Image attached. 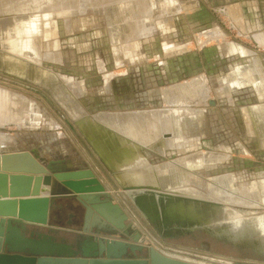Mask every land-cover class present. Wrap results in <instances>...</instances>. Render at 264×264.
Masks as SVG:
<instances>
[{
	"label": "rangeland",
	"instance_id": "1",
	"mask_svg": "<svg viewBox=\"0 0 264 264\" xmlns=\"http://www.w3.org/2000/svg\"><path fill=\"white\" fill-rule=\"evenodd\" d=\"M59 2L50 11L0 20V52L52 74V80L69 92L79 114L63 105L51 84L25 75L26 70H0V89L16 94L20 114L14 122L0 125V149L33 148L63 160L64 149L53 139L64 140L66 134L72 144L71 159L81 154L86 160L77 163L78 169L92 170L128 215L135 230L130 240L140 233L146 247L191 263L264 264V251L252 247L260 233L231 237L194 227L162 238L133 203L136 193L121 188L82 130L83 122L109 126L101 122L102 116L143 113L160 120L176 110L182 118L178 146L163 152L151 145L137 147L150 167L160 173L180 168L185 172L182 190L204 197L215 190L219 196L237 199L220 203H227L243 219L264 216V144L261 136L250 134L253 130L247 129L243 115L247 108L264 106V46L257 41L258 35H264V0H144L147 10L118 24L114 20V28L107 9L115 2L63 1L70 8ZM241 72L249 77L239 85ZM192 82L198 88L186 98L188 104L168 103L175 99L170 96L176 88ZM112 128V136L122 134ZM203 154L216 159L196 171L184 170L183 159ZM70 211L74 212H62L63 222ZM38 228L60 238L70 234Z\"/></svg>",
	"mask_w": 264,
	"mask_h": 264
},
{
	"label": "bare ground",
	"instance_id": "2",
	"mask_svg": "<svg viewBox=\"0 0 264 264\" xmlns=\"http://www.w3.org/2000/svg\"><path fill=\"white\" fill-rule=\"evenodd\" d=\"M55 1H60L63 4L62 8L71 7L67 4L68 2H63L67 0H0V20H3L7 16L18 15L19 17L22 15H34L39 11L44 12L53 10L58 4ZM89 1L96 5L115 2V5H108L109 8L111 7L110 11L107 9L109 13L107 14V19L109 18L110 25L113 28L116 27L114 24H118L123 20L127 21L129 16L134 17L136 13L148 9L144 0H140L137 3L133 2L137 0ZM128 12L130 14H128ZM238 14L239 12L234 13V16L237 17L239 16ZM114 20L116 22H114ZM112 22H114V24H112ZM5 26L3 25L2 28L5 29ZM24 30H27L26 27H24L22 31L24 32ZM257 41L260 45L264 46V35H258ZM16 45H18V43L13 44L15 47ZM16 50L17 47L15 51ZM241 51L247 53L246 50ZM15 56L16 55L10 53L0 52V70L13 73L20 71L21 69L26 70L25 75L41 80V82L48 86L51 84L52 86L49 87L54 90L55 96L64 103L63 105L73 113L79 114V110L75 109L70 103L71 96L69 95V92L59 83V81L52 80V74L47 71H43L44 69L27 65L24 61L20 62L15 58ZM239 74L242 78H240L239 81L240 85L241 82L245 80V76L249 77V74L244 72ZM193 83L194 82L184 84L176 88L171 97L178 99L175 100L173 98L174 100L172 102L188 104V101H185L186 98H192L197 92L196 88H198ZM15 96L16 94L12 92L0 89V125H4L11 121L14 122V120L19 117L20 114L16 112L18 103ZM140 115L129 116L127 119L121 121L122 125L120 126L118 120H109L105 119V116H102L100 117L101 122L109 124L110 127L108 125H104L106 127H103L102 123H99L100 121L83 122L82 130L85 132L91 143L94 146H97L98 152L103 156L110 169L108 167L107 168L122 188H140L146 191L144 194L138 195L135 198V202L142 207L145 214L149 218H152L157 223L161 233L165 236H172L176 232L173 223L178 224L180 230L197 225L202 226L210 232L230 235L231 237L246 233H260L262 235L259 239L253 242L252 247L264 251V216L243 219L237 214H234L232 208H228V206H226L227 203H220L222 200L225 202L231 201L233 203L237 199L232 200L231 198H227L222 195L219 196L215 190H211L210 194L206 195V197H204L205 195L203 196L202 194H198L193 190H182L185 172L183 173L180 171L179 173H176L173 171L172 174L167 172V174L165 173L166 175H162V173L157 170L155 171V169L150 167V165L146 162L144 152L140 149L154 144L155 141L161 138L163 134H165V137L167 136L168 139H163L164 141L155 144V148L160 152H163V150L168 148L176 147L175 143L177 141V135L180 132L179 125H181V119L172 113L171 115L163 116L160 120H157L156 118L149 119ZM243 115L248 125L247 129L253 130V133L250 132V134H257V136H261L259 137L260 141L264 144V106H252L247 108L243 111ZM25 122H27V120ZM97 125H99L100 128H98ZM112 127H114V129H119L122 134H119L118 136L113 134L114 136H112L110 134V129H113ZM122 138H127V141L122 140ZM128 143L136 145V148L134 146H129ZM138 146L140 149L137 148ZM17 150L18 149H13L11 145H8L6 148L3 147L0 149V153L13 152ZM39 156L41 158L44 157L40 154ZM214 158L215 157L211 155L207 156L206 154H203L199 157L196 156L195 158L188 157L183 159L181 162L185 168L187 167L194 169L191 171H196L195 169L198 170L203 164L215 161L216 158ZM218 159H222V157H219ZM169 186H172V188H169ZM27 187L28 183L26 181H18L16 184V189L19 191H26ZM42 187L43 185L41 186V196L43 197H52L51 191L57 189L56 186H48L50 187L49 190L42 189ZM173 187L177 188V190H174ZM43 193L48 195H42ZM155 193L159 194L158 206H156L155 203ZM163 254L167 257L172 256L168 253L165 254V252H163ZM174 259L182 260L184 258L181 259L180 257H177ZM182 261L188 262L186 260Z\"/></svg>",
	"mask_w": 264,
	"mask_h": 264
},
{
	"label": "water",
	"instance_id": "3",
	"mask_svg": "<svg viewBox=\"0 0 264 264\" xmlns=\"http://www.w3.org/2000/svg\"><path fill=\"white\" fill-rule=\"evenodd\" d=\"M17 148V151L0 153V264H194L146 247L140 233L130 240L135 230L128 224V215L114 203L111 193L92 170L78 169L71 165L73 162L43 150ZM39 152L44 154L43 158ZM18 181L28 183L26 191L16 189ZM42 185L57 187L51 191L52 197L41 196ZM122 189L136 193L133 203L162 238H173L194 227L203 228L195 225L180 230L173 223L176 232L165 236L135 202L146 191ZM154 196L158 206L159 194ZM66 209L74 212L70 211L63 222L62 212ZM35 226L60 228L74 235V244L47 234L27 237V230ZM129 251L134 258H127ZM145 251V258L137 256Z\"/></svg>",
	"mask_w": 264,
	"mask_h": 264
},
{
	"label": "crops",
	"instance_id": "4",
	"mask_svg": "<svg viewBox=\"0 0 264 264\" xmlns=\"http://www.w3.org/2000/svg\"><path fill=\"white\" fill-rule=\"evenodd\" d=\"M254 81L256 82V80L254 79ZM258 81H260V82H263L262 80H258ZM261 91H263V90H261ZM171 97V96H170ZM173 100H169L168 101V103H174V102H172ZM162 113V112H161ZM172 114H174V115H176L177 117H179V119H181L182 120V118H181V116L179 115V113H177V111L176 110H174V111H172L171 112ZM141 114V115H140ZM131 115H140V116H143L144 114L143 113H131V114H129V113H119V114H114V115H112V116H110V117H108V116H106V118H108L109 120H118V123H119V126L120 125H122V122L121 121H123L124 119H127L129 116H131ZM157 119V118H156ZM158 120V119H157ZM180 120V122H182ZM244 121L246 122V120H245V118H244ZM121 122V123H120ZM109 123V122H108ZM246 124H247V122H246ZM180 126V125H179ZM119 130V129H118ZM179 130H180V128H179ZM63 132V131H62ZM64 133V132H63ZM65 134V133H64ZM179 135V134H178ZM178 135H177V138L176 139H178ZM163 136H165V134H163L162 136H161V138H159L158 140H156L155 141V143L154 144H152L151 146H153V147H155V144H158V142H162V140L163 139H165V138H163L162 139V137ZM68 137L66 136V134H65V137H64V140H60V139H58L57 137H55L54 139H53V143H55V144H58V146L60 145V148H62V149H64L63 150V152L61 153V155L62 156H64V158L66 159V158H68V159H66V160H63V161H70V162H73L74 163V165H77V163L79 164V162L80 161H82V162H84V161H86L85 159H82L81 160V154L78 156V158L76 157V155H75V158L76 159H71V157H74V156H72V154H71V149H72V144L70 143V141H69V139H67ZM130 139H132V138H130ZM161 139V140H160ZM66 140V141H65ZM122 140H125V141H127V138L126 139H123L122 138ZM178 143H179V141H176V143H175V145L176 146H178ZM180 144V143H179ZM96 151V150H95ZM58 154H60V153H58ZM83 156H86V155H83ZM144 156H145V154H144ZM71 159V160H70ZM88 160L90 161V157H88ZM146 161H148L147 160V158H146ZM185 168V167H184ZM110 169V168H109ZM154 169V168H153ZM185 171H189L190 172V169H188V168H185L184 169ZM113 171V170H112ZM156 171V170H155ZM173 171H175L176 173H179L180 171H181V169L180 168H175L174 170H172V171H170V174H172V172ZM181 172H183V171H181ZM167 174V172H164V173H162V175H166ZM44 187V186H43ZM42 187V189H50V187H44L43 188ZM170 187H172V186H170ZM42 195H48V194H45V193H43ZM18 199H21V198H18ZM116 202V201H115ZM116 203H118V202H116ZM72 224H73V222H72ZM44 228H46V227H44ZM49 228V227H48ZM50 229V228H49ZM51 229H53L54 231H62V230H60V228H56V227H54V228H51ZM71 244H74V241L73 242H71ZM145 253H146V251L144 252V253H138L137 254V256L139 257V258H145L146 257V255H145ZM127 258H134V255H133V253L131 252V251H129L128 252V256H127Z\"/></svg>",
	"mask_w": 264,
	"mask_h": 264
},
{
	"label": "flooded vegetation",
	"instance_id": "5",
	"mask_svg": "<svg viewBox=\"0 0 264 264\" xmlns=\"http://www.w3.org/2000/svg\"><path fill=\"white\" fill-rule=\"evenodd\" d=\"M46 233L44 231V229L42 228H38V227H31L27 230L26 235L31 237V235L33 234L35 238H38L39 235ZM58 234V233H56ZM53 236V235H52ZM58 235H55V237L59 240V241H64L67 243L73 242L74 240L72 239V236L69 234H65V237L60 238Z\"/></svg>",
	"mask_w": 264,
	"mask_h": 264
},
{
	"label": "built area",
	"instance_id": "6",
	"mask_svg": "<svg viewBox=\"0 0 264 264\" xmlns=\"http://www.w3.org/2000/svg\"><path fill=\"white\" fill-rule=\"evenodd\" d=\"M163 252H164V251H163ZM163 252H162V253H163ZM200 263H203V262H199V264H200Z\"/></svg>",
	"mask_w": 264,
	"mask_h": 264
}]
</instances>
